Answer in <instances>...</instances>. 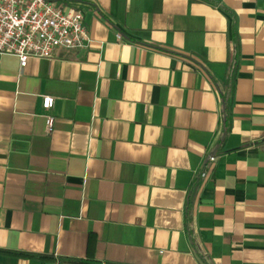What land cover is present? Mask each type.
I'll list each match as a JSON object with an SVG mask.
<instances>
[{
  "label": "crops",
  "instance_id": "0c3cea01",
  "mask_svg": "<svg viewBox=\"0 0 264 264\" xmlns=\"http://www.w3.org/2000/svg\"><path fill=\"white\" fill-rule=\"evenodd\" d=\"M49 1L91 43L0 58V264H264V0Z\"/></svg>",
  "mask_w": 264,
  "mask_h": 264
},
{
  "label": "built area",
  "instance_id": "2783aa9c",
  "mask_svg": "<svg viewBox=\"0 0 264 264\" xmlns=\"http://www.w3.org/2000/svg\"><path fill=\"white\" fill-rule=\"evenodd\" d=\"M90 37L78 9L63 11L49 0H0V58H16L20 70L29 60H53L62 49H85ZM116 39L121 37L117 35ZM52 105V99H43L44 109ZM47 122L50 131L52 120ZM216 159L210 155L206 163L213 165Z\"/></svg>",
  "mask_w": 264,
  "mask_h": 264
},
{
  "label": "trees",
  "instance_id": "16d2710c",
  "mask_svg": "<svg viewBox=\"0 0 264 264\" xmlns=\"http://www.w3.org/2000/svg\"><path fill=\"white\" fill-rule=\"evenodd\" d=\"M4 254L9 255V256H13V257L23 258V259H38V260H42V261L48 260V258H46V257H34V256H30V255H25V254H16V253H4ZM198 257H199V259H201V262L203 264H208L206 262V260L204 258H202L200 255ZM66 264H90V263L85 262V261H81V260H76V261H66Z\"/></svg>",
  "mask_w": 264,
  "mask_h": 264
}]
</instances>
